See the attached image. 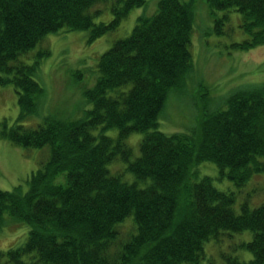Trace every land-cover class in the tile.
<instances>
[{"label": "trees", "instance_id": "obj_1", "mask_svg": "<svg viewBox=\"0 0 264 264\" xmlns=\"http://www.w3.org/2000/svg\"><path fill=\"white\" fill-rule=\"evenodd\" d=\"M99 2L110 3L111 21L95 22ZM146 2L0 0V85L13 84L20 105L17 121L0 122V139L50 148L27 189L0 188V228L6 212L29 226L24 244L0 250V264H217L203 261L205 242L222 231L244 230L253 232L241 243L252 259L224 255L223 264H264V203L251 208L245 202L237 213L234 194L217 188L212 176L194 180L205 161L218 166L219 179L239 186L264 173V85L236 88L225 109L201 111L188 132L159 129L170 91L182 88L194 67L193 1L159 0L153 15H140L132 33L100 56L97 80L84 92L92 104L84 117L49 115L37 125L23 123L36 112L35 95L43 88L33 77L39 60L28 64L22 56L61 29L89 30L93 41ZM208 3L214 16L218 9L242 14L249 37L234 43L236 49L264 44V0ZM228 18L215 17L217 33ZM134 132L144 134L135 158L128 143ZM116 160L127 164L135 181L111 172ZM61 172L65 184L55 182Z\"/></svg>", "mask_w": 264, "mask_h": 264}, {"label": "rangeland", "instance_id": "obj_2", "mask_svg": "<svg viewBox=\"0 0 264 264\" xmlns=\"http://www.w3.org/2000/svg\"><path fill=\"white\" fill-rule=\"evenodd\" d=\"M193 1L194 23L191 42L194 67L186 77L182 88L172 89L160 114L159 129L166 133L188 132L197 123L200 112H210L226 108L229 94L246 84L264 85V44L238 50L233 44L247 39L248 34L242 29L243 16L234 9L216 10L217 17L228 15L221 25L222 33L215 31V17L208 0ZM159 0H147L146 4L133 8L120 25L106 34L89 41V30H66L49 33L45 39L22 60L33 64L39 60L34 79L43 91L35 95L36 112L23 123L37 125L46 116L74 120L85 116L92 104L85 96V90L94 86L98 73L97 63L100 56L113 43L132 33L140 15H153L158 9ZM95 8L101 13L94 17L95 22H109L113 19L110 3L99 2ZM42 49H49V54L38 56ZM115 92L111 94L114 95ZM18 92L13 84L0 85V122L13 123L18 120L20 105ZM101 127L94 130L98 133ZM106 134L115 137L117 129H108ZM143 133L134 132L128 138L132 146L133 158L140 154L139 143ZM50 155L49 146L42 148L24 147L0 139V188L11 190L22 184L27 189V180L32 171L42 166ZM124 162L116 160L109 164L113 174L120 173L129 182L136 180L127 170ZM204 174L213 177L217 188L232 192L235 196L233 208L241 211V205L248 203L251 208L264 203V173L256 174L244 185H236L228 177L219 179V168L211 161H205L197 168L198 179ZM139 181V180H138ZM150 180H148L149 182ZM55 182L66 183L65 172L59 173ZM147 183L139 181L143 187ZM123 228H130V222ZM29 226L18 221L8 212L4 213V223L0 228V250H7L24 244L28 238ZM253 238L251 230L242 232L222 231L217 238L205 242V256L217 264L224 263V255H233L242 261H249L253 254L241 246L242 242ZM26 258V257H25Z\"/></svg>", "mask_w": 264, "mask_h": 264}]
</instances>
